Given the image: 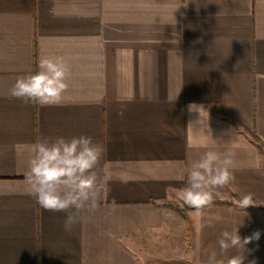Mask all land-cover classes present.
Returning <instances> with one entry per match:
<instances>
[{
	"label": "crops",
	"instance_id": "obj_1",
	"mask_svg": "<svg viewBox=\"0 0 264 264\" xmlns=\"http://www.w3.org/2000/svg\"><path fill=\"white\" fill-rule=\"evenodd\" d=\"M56 57L59 104L10 96ZM81 135L102 148L100 194L66 231L29 195V161L40 140ZM261 145L264 0H0V264H202L213 250L226 264L236 250L219 255L217 240L240 225L260 232L244 264H264ZM206 151L235 179L183 220L169 204Z\"/></svg>",
	"mask_w": 264,
	"mask_h": 264
},
{
	"label": "clouds",
	"instance_id": "obj_2",
	"mask_svg": "<svg viewBox=\"0 0 264 264\" xmlns=\"http://www.w3.org/2000/svg\"><path fill=\"white\" fill-rule=\"evenodd\" d=\"M67 75L63 58H43L39 61L38 71L16 79L10 96L24 103L57 105L68 88ZM189 108L197 110L195 105ZM101 157V146L85 135L71 139L62 136L45 138L33 146L27 174L29 195L35 197L36 202L47 211L64 212L66 231L83 222V211L95 209L100 194L96 168ZM230 164V159L222 158L214 151H206L193 160L187 186L181 193L183 203L197 211L210 206L212 189L223 188L235 179L229 170ZM252 205V195L247 194L238 201L237 206L244 210ZM240 226L232 231H223L217 240L219 255L236 250L237 254L230 256L226 264H244L245 252L251 251L246 245L260 238L259 231L242 238ZM217 255L215 250L211 251L202 264H223L217 260ZM249 264L256 262L253 260Z\"/></svg>",
	"mask_w": 264,
	"mask_h": 264
},
{
	"label": "rangeland",
	"instance_id": "obj_3",
	"mask_svg": "<svg viewBox=\"0 0 264 264\" xmlns=\"http://www.w3.org/2000/svg\"><path fill=\"white\" fill-rule=\"evenodd\" d=\"M261 148L264 149V146L261 145ZM212 200L215 201V196H212ZM169 206L171 207V209L177 213L179 216H181V218L183 220H187L188 218V212L190 211V207H188L187 205H185L183 203L182 198H179L178 200L172 201L171 204H169ZM258 206V205H257ZM258 208H261L260 206H258ZM188 221V220H187Z\"/></svg>",
	"mask_w": 264,
	"mask_h": 264
},
{
	"label": "trees",
	"instance_id": "obj_4",
	"mask_svg": "<svg viewBox=\"0 0 264 264\" xmlns=\"http://www.w3.org/2000/svg\"><path fill=\"white\" fill-rule=\"evenodd\" d=\"M223 116L229 118L235 125H237V127L242 128V125L233 117H230L226 114L223 113ZM244 131H247L246 129L243 128ZM247 133L250 134L251 138L253 139V141H255L256 143L259 142V138L257 137V135L254 132L251 131H247Z\"/></svg>",
	"mask_w": 264,
	"mask_h": 264
}]
</instances>
